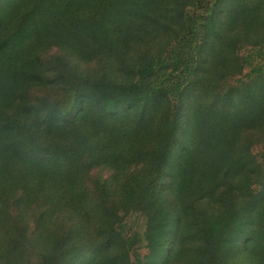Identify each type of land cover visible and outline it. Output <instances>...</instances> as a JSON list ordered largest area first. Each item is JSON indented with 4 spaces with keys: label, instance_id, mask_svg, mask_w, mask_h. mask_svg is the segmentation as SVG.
I'll list each match as a JSON object with an SVG mask.
<instances>
[{
    "label": "trees",
    "instance_id": "trees-1",
    "mask_svg": "<svg viewBox=\"0 0 264 264\" xmlns=\"http://www.w3.org/2000/svg\"><path fill=\"white\" fill-rule=\"evenodd\" d=\"M0 264H264V0H0Z\"/></svg>",
    "mask_w": 264,
    "mask_h": 264
}]
</instances>
